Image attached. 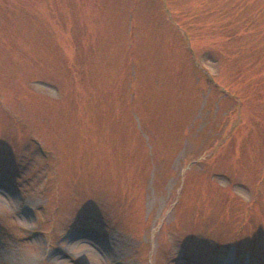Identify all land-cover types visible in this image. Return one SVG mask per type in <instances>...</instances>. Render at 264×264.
<instances>
[{
	"label": "rangeland",
	"instance_id": "374dc122",
	"mask_svg": "<svg viewBox=\"0 0 264 264\" xmlns=\"http://www.w3.org/2000/svg\"><path fill=\"white\" fill-rule=\"evenodd\" d=\"M0 264H264V0H0Z\"/></svg>",
	"mask_w": 264,
	"mask_h": 264
}]
</instances>
